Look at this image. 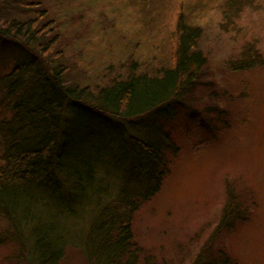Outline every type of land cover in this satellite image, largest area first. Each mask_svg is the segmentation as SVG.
<instances>
[{
    "label": "rangeland",
    "instance_id": "obj_1",
    "mask_svg": "<svg viewBox=\"0 0 264 264\" xmlns=\"http://www.w3.org/2000/svg\"><path fill=\"white\" fill-rule=\"evenodd\" d=\"M22 5L0 0V23L12 17L46 22V37L56 40L47 57L63 62L69 81L90 80L93 89L135 71L154 74L172 63L179 15L202 28L198 47L207 64L165 109L160 105L123 121L80 108L66 117L83 129L81 137L74 136L78 147L100 153L97 160L113 171L105 176L101 165L96 173L113 191L119 187L113 161L125 151L121 142L128 134L161 145L169 171L132 220L134 244L144 254L150 250L159 259L187 264L210 243L237 264H264V0H242L241 7L227 0H22ZM247 49L259 53L260 63L234 69ZM23 58L16 46L0 40V75ZM1 97L0 122L10 114ZM3 147L0 141V158ZM230 187L242 218L218 229ZM38 195L45 199L44 192L37 190ZM79 214L58 221L65 242L60 264H87L88 210ZM3 231L10 228L0 215ZM12 249L10 240L0 244V264H11ZM144 254L138 264H144Z\"/></svg>",
    "mask_w": 264,
    "mask_h": 264
},
{
    "label": "trees",
    "instance_id": "obj_2",
    "mask_svg": "<svg viewBox=\"0 0 264 264\" xmlns=\"http://www.w3.org/2000/svg\"><path fill=\"white\" fill-rule=\"evenodd\" d=\"M14 2L22 5V0ZM227 2L241 7L242 0ZM38 21L35 17H12L0 23V40L24 54L22 61L0 75L1 102L5 103L4 111L8 108L10 112L0 122L4 145L0 215L10 228L8 233L0 232V244L12 242L8 254L11 264H60L65 242L58 221L78 218L86 208L89 220L83 252L87 264H138L144 252L134 244L132 220L140 204L159 191L169 171L163 149L151 139L128 134L121 142L125 151L113 161L118 171L114 176L119 180L113 191L96 177L101 165L105 176L113 171L98 161L100 153L91 152L88 146L78 147L74 136L81 137L83 129L75 118L66 116L80 108L87 114L123 121L160 105L165 109L197 81L207 64L198 47L202 28L179 15L172 63L154 74L135 71L93 89L90 80L82 85L69 81L63 62L47 57L56 40L46 37L48 25ZM242 55L233 62L236 70L260 63L258 52L254 55L247 49ZM37 190L44 192L45 199L36 196ZM227 192L230 202L223 206L218 229L232 227L242 218L236 192L231 187ZM253 210L252 206L248 213ZM143 263L174 264L150 250ZM187 264L237 262L230 253H216L205 243Z\"/></svg>",
    "mask_w": 264,
    "mask_h": 264
}]
</instances>
